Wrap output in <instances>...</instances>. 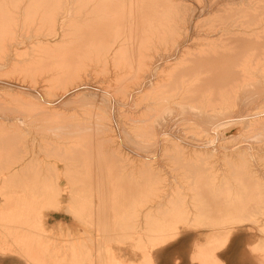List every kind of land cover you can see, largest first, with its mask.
<instances>
[{
    "label": "bare ground",
    "instance_id": "bare-ground-1",
    "mask_svg": "<svg viewBox=\"0 0 264 264\" xmlns=\"http://www.w3.org/2000/svg\"><path fill=\"white\" fill-rule=\"evenodd\" d=\"M21 13L31 18L24 20L30 30L46 27L51 36L27 30L33 35L26 34L27 41L22 40L37 43L36 49L31 44L29 54L19 53L6 42ZM39 31L48 39L40 38ZM61 43L68 46L62 49ZM0 52V83L36 105L33 127L38 148L24 158H39L21 167L4 168L10 169L8 177L2 178L3 186L21 185L22 189L8 190L10 196L0 204V261L153 264V253L158 250L160 264H264V187L245 178L246 174L253 177L250 173L258 172V165L250 161L249 166L250 159L243 163L241 159L251 151L227 148L221 133L228 126L240 128L245 121L261 130V135L264 132V0H0ZM12 60L20 61L19 73L27 71L29 81L24 83L25 75L18 76L22 82L4 79L6 72H1ZM101 70L110 80L119 79L115 83L126 95L124 99L116 98L117 89L114 96L115 89L111 92L110 86L91 79ZM47 78L58 79L60 85ZM245 93L259 101L251 100L254 104L234 116L236 102ZM97 95L109 100H101L109 110L105 121L107 115L99 109L94 118L86 111L94 106L91 103H96ZM81 99L89 102L86 114L80 110L67 122L51 124L62 103ZM119 99L124 101L122 106L129 101L134 105L128 111L132 115L127 113L133 122L120 130V140L107 139L103 133L108 121L116 127L128 123L119 125L115 114L112 117L115 105H121ZM182 113L190 120L182 128L191 135L185 129L174 131ZM4 115L0 123L17 119ZM182 119L181 124L186 118ZM2 137L0 160L15 152L7 143L13 137ZM113 147L118 148L114 162L100 152L113 153L107 149ZM16 155L12 158H23ZM51 155L67 160L64 171L74 179L73 187H84L71 197L67 194L66 207H71L72 216L84 210L86 221L97 222L103 234H117V240L112 239L118 249L105 243L104 253L94 255L91 232L85 231L89 238L85 240L71 228L58 232L46 226L45 211L64 203L47 179L49 175L58 179L66 164L55 171L52 163L41 160ZM4 169L0 166V174ZM72 171L77 172L72 175ZM168 176L172 180L164 182ZM94 185L100 186L101 194L91 195ZM125 254L132 259H125Z\"/></svg>",
    "mask_w": 264,
    "mask_h": 264
},
{
    "label": "rangeland",
    "instance_id": "rangeland-1",
    "mask_svg": "<svg viewBox=\"0 0 264 264\" xmlns=\"http://www.w3.org/2000/svg\"><path fill=\"white\" fill-rule=\"evenodd\" d=\"M217 1H220V0H217ZM20 16V15H19ZM18 16V17H19ZM24 18H23V17ZM28 19V20H30L31 18H28L27 16L25 17L24 15H22V13H21V16L18 18V20H14V22H17V24H18V26H17V24H15L14 23V25H12V27H14V29L12 28L11 30H14L13 32L14 33H12V35H10L11 33H9L8 34V36L9 37H6V39L8 38V40H6V42L9 44H11L10 46H12V47H17L18 48V50H19V53H21V54H24V53H28L29 54V52H31V49L30 48H32V47H30V46H32V45H34V42L33 43H31V44H28L27 42H25V41H23L22 39H25L26 41H27V35L26 34H30L31 35V33L33 32H29V31H31L33 28H31V30H30V28L28 27V25H26V23H27V21H24L25 19ZM36 18H38V17H36ZM202 18H204V17H202ZM12 24H13V22H12ZM25 26V27H24ZM27 27V28H26ZM42 28V27H41ZM41 28H39V29H33L35 32H33L34 34L36 33V30H41L44 34L48 31V29L46 28V27H43L42 29ZM45 28V29H44ZM16 29V30H15ZM47 29V30H46ZM27 30H29V31H27ZM46 30V31H45ZM59 30V29H58ZM41 31H39L38 33H41ZM27 32H29V33H27ZM23 33V34H22ZM33 33H32V35H33ZM43 33H41L40 35H41V37L40 38H44L46 35H43ZM21 34V35H20ZM23 35V36H22ZM27 36V37H25V36ZM31 35V36H32ZM40 35H38V36H40ZM43 35V36H42ZM30 36V37H31ZM47 36L49 37V38H51V36H50V34H48V32H47ZM47 36H46V38H47ZM12 37V38H11ZM16 37V38H15ZM10 39H12V40H10ZM23 42V44H22V42H21V44H20V40ZM48 39V38H47ZM12 42H10V41ZM17 43H16V42ZM26 44H25V43ZM14 43V44H13ZM201 43H203V42H201ZM37 44V43H36ZM35 44V45H36ZM62 44H64V43H61V45ZM25 45V46H24ZM28 45V46H27ZM34 45V46H35ZM60 44H59V46H61ZM68 46V44L66 43L65 45H62V49H63V47L65 48V46ZM9 46V47H10ZM12 47H10L11 49H12ZM14 48L12 49V50H14ZM16 48V49H17ZM37 48V45H36V47H34V49H36ZM60 49H61V47H60ZM18 50H16V51H18ZM9 52H10V54H9ZM0 54H1V52H0ZM7 54L9 55V56H12V54H13V51H9L8 50V52H7ZM6 54V55H7ZM7 55V56H8ZM23 56V55H22ZM12 61H14V60H12ZM6 63V62H5ZM17 69V70H16ZM102 71V70H101ZM101 71H98L97 72V77H95V78H91V79H94V82H98V83H103V84H101L102 86H110V88H109V90L111 91V90H114V92L113 91H111V92H113L114 93V96H115V92H116V89H117V86H118V84L117 83H115V82H119V79H117L116 80V78H111V80H110V77L107 75V74H105V72H103V73H101ZM6 72V73H5ZM19 72H21V63H20V61H14L13 62V64H10V62H9V64H8V66L6 67V69H5V71H2L1 73H5V75H3L4 77V79H6V80H8V78L11 80V81H14V82H19V81H21L22 79H21V77L19 78L18 76L20 75V76H24L25 75V82L24 83H26V81H29V73L27 72V71H22V72H25V73H28L27 74V77H26V74L25 73H19ZM17 73V74H16ZM98 73H99V75H98ZM93 74H95V73H93ZM101 74V75H100ZM10 75V76H9ZM15 76V77H14ZM18 77V79H17V77ZM29 76V77H28ZM99 76V77H98ZM103 76H104V79H102L103 78ZM107 76V78L109 79H107V78H105ZM11 77V78H10ZM13 77V78H12ZM102 77V78H101ZM17 79V80H15V79ZM123 78V81H125L126 82V80H128L127 79V77H125V79H124V77H122ZM122 78H120V81H121V79ZM21 79V80H20ZM28 79V80H27ZM49 79V81H47V82H51L50 81V79L51 80H53L52 81V84H56L55 86L57 87V86H59L60 85V83L59 82H57L58 81V79H57V81H55L54 79H52V78H47V80ZM98 79V80H97ZM99 79H100V81H99ZM106 79V80H105ZM114 79H115V81H114ZM113 80V81H112ZM9 81V80H8ZM108 81H110V82H108ZM3 82H5V81H3ZM22 82V81H21ZM57 82V83H56ZM93 82V83H94ZM40 83V82H39ZM107 83V84H106ZM116 84V85H115ZM3 85H5V84H3ZM1 83H0V115L1 116H3L5 113V115H4V117L5 116H7V118L8 117H13V118H11V119H14V117L16 116V118L17 119H15V121L13 122L12 120V122H9V123H7V122H5V123H3V122H1L0 123V134H2L4 137H2V138H5V136H12L13 137V139L10 141V142H7L8 144H11L12 145V148L15 150V152L13 153L14 155H12V156H7V157H3L4 158V160H3V158H2V160H0V166H1V168L2 169H4V168H6L7 166H10V167H21V166H23L24 164H26L27 162H35V161H38L39 160V158L37 159V155H36V157L33 159V158H30V159H33V160H25V158L24 157H26V156H29V155H31L32 154V152H34V151H36V149L38 148L37 146H38V143H36V141H34V135L37 133V131H36V129H35V127H33V124H35L36 122L34 121V114L33 113H35L34 111V109L36 108V105L33 103V102H27L26 100H23L22 98V96H23V94H18V93H14L13 91H11L10 89H8L9 87H6V86H3ZM39 85V84H38ZM111 85H112V88L113 89H111ZM115 85V86H114ZM119 89H120V87H118ZM58 89H60V88H58ZM118 90V89H117ZM121 90V89H120ZM149 89H147L146 90V93H147V91H148ZM6 91V92H5ZM118 92L119 93H117L116 95L118 96H116V98L118 99V98H123L124 99V96H126V95H124V92L121 90V91H119L118 90ZM143 92H145V90L143 91ZM141 93L142 95H144V93ZM123 95H121V94ZM5 94H6V96H5ZM120 95V96H119ZM20 98H19V97ZM241 98L236 102L237 103V106H236V104H235V109H233V115L234 116H236L237 114H239L240 112H244L245 110H244V108H247V107H249V106H251V104H254V103H256V101H259V99L257 100V99H255V96H252V97H254V98H251V96H249L248 94H244V95H242L241 94ZM247 96V97H246ZM248 96L251 98H249V100H244V99H248ZM54 97V96H53ZM97 99L95 98V100H97V101H99L98 103V106H95V104L97 103V101H95L94 100V102H96V103H94V104H92L91 103V105L93 106V107H88L89 106V102H87V103H84V99L82 100H78V101H72V102H69V101H67V102H64V104L62 103V106H60L61 107V109H60V107L58 108V109H55V110H58L57 112H54L52 115L53 116H56V117H52L51 119H53V120H51V121H54V122H51V124H54V123H56L57 122V124H62V123H64L66 120H69V118H70V116L71 115H73L74 114V112L75 113H80V110L83 112L82 114H86L85 112L87 111V114H88V111H91L92 113L94 112V114H92V113H90L89 115L92 117V118H94V116H95V114H96V111L98 112V109H99V111L100 112H103L105 115H107L106 117H105V119H104V121L106 120V118H108L109 117V110H107L108 109V106L106 107V104H103V102H101V100H103L104 102L106 101V102H109V100H107L108 98H103V99H101L102 97H101V95H97ZM244 98V99H243ZM257 98V97H256ZM121 99H119V101L118 102H121L122 100ZM126 99V98H125ZM242 100H244V101H241ZM251 100H253L254 101V103H252L253 101H251ZM248 101H250V103L248 102ZM101 102V103H100ZM122 102H124V101H122ZM120 103L121 105H119V106H117V105H115L116 107H118V108H114L115 110L113 111L112 109H111V112L113 111V114H112V117H113V115H114V120H116L115 118L117 117V121L119 122V125H120V123H121V121L122 122H128L127 124H125V125H121V126H114V125H112L111 123H110V121H108V124L105 126V132L103 133V135L107 138V139H113L114 137L117 139V140H120V130H122L123 129V127H125V128H127V127H129V125H131L132 124V122L133 121H129L128 120V118H127V113H128V111H130L131 109V107H133L134 105L133 104H131V102L129 101L128 102V104H125L124 106H122V104L123 103ZM244 102V103H243ZM248 102V103H247ZM88 106H87V105ZM118 104V103H117ZM242 104V105H241ZM248 104H250L249 106H248ZM86 106V107H83V106ZM90 105V106H91ZM129 105H131V106H129ZM98 107H100V108H98ZM103 107V108H102ZM106 107V108H105ZM120 107V108H119ZM127 109V110H125V108ZM128 107V108H127ZM78 108H81V109H78ZM84 110H83V109ZM87 108H90V109H88V110H86L85 111V109H87ZM93 108H95V109H93ZM234 108V107H233ZM94 111H93V110ZM102 109H106V110H103L102 111ZM118 109V110H117ZM122 111H121V110ZM130 109V110H129ZM132 109H134V107L132 108ZM237 109V110H236ZM15 110V111H14ZM124 110V111H123ZM241 110V111H240ZM4 111H5V113H4ZM85 111V112H84ZM107 113H105V112ZM119 111V112H118ZM127 111V112H126ZM9 112V113H8ZM11 112V113H10ZM115 112H118L119 114H117V113H115ZM73 113V114H72ZM237 113V114H236ZM3 114V115H2ZM8 114H10V115H8ZM64 114V115H63ZM129 114V113H128ZM181 114V113H180ZM129 115H132V114H129ZM182 115H185V118L182 116ZM182 115H179L180 116V120H177V121H179V123L178 124H176L177 126H175V132H177V133H181L180 131H184L183 129H185V128H182L183 126L184 127H186V125L184 124V123H188V120H189V118H187V115L185 114V113H182ZM18 116V117H17ZM116 116V117H115ZM183 119H182V118ZM61 118V119H60ZM67 118V119H66ZM127 118V119H126ZM64 119V120H63ZM66 119V120H65ZM181 119L182 120H184V121H182V124L180 123L181 122ZM34 122H33V121ZM187 120V121H186ZM62 123H61V122ZM190 121V120H189ZM58 122H60V123H58ZM67 122V121H66ZM246 122V123H245ZM245 122H243V126L241 125L240 126V128L238 127V128H235V129H231L229 126L226 128V129H224L223 128V130L221 131V133H222V138H223V141L225 142V140H226V142H225V144H226V146H227V148H239V147H244L245 149H247L248 148V150H250L251 152H246V153H249V154H245L244 155V157H245V159L243 160V159H241V161L243 162V163H245L247 160H249L248 162H246L247 164H249V162L253 165L254 164V167L256 166V165H258V167H255L257 170H259L258 172H255V173H257L256 174V176H255V173H250V174H253V177H252V175H250L253 179H251V177H249L248 178V174H246L245 175V178H247L246 180H248L249 182H252V183H256V184H259V185H262V187H264V172H262V171H264V143L260 140L261 139V136L262 137H264V132L262 133L263 135H261L259 132H261V130H259V129H257V130H255L256 128H254V126L255 125H251L250 123H249V125H247V121H245ZM23 124H25L24 126H23ZM188 124H190V122L188 123ZM56 125V124H55ZM55 125H53V126H55ZM179 125V126H178ZM244 125H245V127H244ZM35 126V125H34ZM53 126H49V128L50 129H55ZM181 126V128H179ZM246 126H248V127H246ZM52 127V128H51ZM242 127V128H241ZM251 127V128H250ZM253 127V128H252ZM244 128H246L247 129V131L250 133H248L247 131H246V129H244ZM34 129H35V131H34ZM189 129V128H188ZM248 133V136H247V133L244 131V130ZM252 129V131L250 132V130ZM146 129H144L143 130V132L145 131ZM192 130V129H191ZM131 131V132H130ZM132 131L133 130H129V131H127V133H129L130 132V134H132ZM187 131V129H185V132ZM189 131V130H188ZM187 131V132H188ZM242 131V132H241ZM36 132V133H35ZM186 132V133H187ZM244 132V133H243ZM253 132H255L254 134H253ZM121 133H122V131H121ZM141 133H142V129H141ZM188 133H190V135H191V131H189ZM192 133H193V131H192ZM239 133V135H236V134H238ZM240 133H242L241 135H240ZM245 133H246V135H245ZM129 134V135H130ZM253 134V136H250V135H252ZM256 134H258V137H256L257 135ZM237 136V137H234V136ZM256 135V136H255ZM229 136H231V137H228ZM240 136H242V137H240ZM250 136V137H249ZM260 136V137H259ZM244 137H246V138H244ZM253 137V138H252ZM226 138H228L229 140H227ZM232 138V139H231ZM243 138V139H242ZM249 138V139H248ZM257 138H259V139H257ZM225 139V140H224ZM231 139V140H230ZM253 140V141H252ZM255 140V141H254ZM262 140H264V139H262ZM56 141H57V139H56ZM231 143H230V142ZM67 142V141H66ZM248 142V143H247ZM252 142V143H251ZM263 144H262V143ZM228 143H230V146L228 145ZM233 143V144H232ZM236 143V144H235ZM261 143V144H260ZM54 144H56V143H54ZM61 144H62V141H61ZM255 144V145H254ZM256 144H258L257 146H256ZM50 145V144H49ZM66 145V144H65ZM109 145H112V144H105V146L107 147V146H109ZM252 145H254V147L256 148V147H259L260 146V148L262 149H260V148H258V150L256 151V152H254L255 150H254V147L252 146ZM262 145V146H261ZM246 146H248V147H246ZM253 148V149H252ZM108 149V151L109 152H113V153H107L106 152V149H103L102 151H100L101 153H102V155L105 157V158H107V159H109L110 161H112V162H114L115 160H117L118 159V148H116V147H113V148H107ZM62 149L60 148V151H61ZM64 150V149H63ZM259 150H261V151H259ZM252 151H253V153H257V155L256 154H254V155H252ZM16 153L20 156V158H22V159H20V160H16V158L18 157L17 155H16ZM125 153H127V155L129 156L130 154H129V152L127 151V152H125ZM16 157V158H12V157ZM166 157L167 156H165V158L164 159H166ZM220 156L219 155H216V157L215 158H219ZM243 157V158H244ZM257 157V158H256ZM101 158V157H100ZM221 158V157H220ZM247 158V159H246ZM6 159H10V160H7L6 161ZM252 159V160H251ZM254 159V160H253ZM41 160H43V161H45V162H50V163H52V165H51V167L55 170V171H57V172H59V170L61 169V165H64V163L66 164V162H67V160H63V159H61L59 156L57 157V156H46V157H44L43 159L41 158ZM40 160V161H41ZM218 160V159H217ZM246 160V161H245ZM5 161H6V163H5ZM245 161V162H244ZM222 162V161H221ZM218 163H220L219 162V160H218ZM7 164V165H6ZM247 164H245V165H247ZM251 164H249V166H251L252 167V165ZM4 165V166H3ZM6 166V167H5ZM248 165L246 166V168L247 167H249ZM62 167H64L62 170L63 171H61V173H59V176L60 177H58V179H51V178H49L50 177V175L48 176V179H47V181H49V179L54 183V185H55V191H54V193H56V191L59 193V195L61 196V199H64V203L63 204H61V206L62 207H60V208H57V209H55L56 211H54V212H49V213H51L52 214V218L51 217H49L48 218V220H46L47 222V225H49L50 227H53V228H56L57 229V226L58 225H63V226H65V230H67V228L68 229H70L71 228V230L70 231H72L73 233H75L76 235L78 234V235H80V237L81 238H83V239H89L88 238V235H87V233L89 234V232H91V234H89V235H91V236H89L90 237V239L92 238V241L94 240V247H93V252H94V255H96V253L97 252H100V253H104V251L106 250V247H104V244L106 243V244H108L109 246L108 247H111L112 249H116L118 246H117V243H115L114 241L115 240H117V239H115L117 236V234L114 236V235H111L112 237H113V239H115L114 241H113V239H112V237H110V236H108L107 234H103V231L101 230L102 228L100 227V226H97L95 223H97V222H88V221H86V214L85 213H83L84 212V210L83 211H81L82 213H80V214H82V215H80L81 216V218H80V216H72L73 214H72V210L70 211V210H68L69 208H71V207H66L67 206V201H66V199L67 200H69L70 198H69V196H70V194H71V196H72V192L73 191H75V190H77V189H84V187L83 186H81L80 184H78L76 187H73V184H71V182L74 180L73 178H71L72 176L70 175V173H65V169H66V167H67V164L65 165V166H62ZM8 169H10V168H8ZM8 169H4L2 172H1V174H0V183H1V181H3V183H4V178L5 177H8V173L7 172H9L8 171ZM255 170V169H254ZM75 172H77V171H72V175L73 174H75ZM51 173H53V171L51 170ZM69 174V175H68ZM2 176V177H1ZM170 177V178H169ZM261 177V178H260ZM3 178V179H2ZM172 177L171 176H168L167 178H166V180L164 181V182H170L172 179H171ZM258 178V179H257ZM2 179V180H1ZM73 179V180H72ZM169 179H170V181H169ZM258 180V181H256V180ZM260 179V180H259ZM252 180V181H251ZM74 182V181H73ZM72 182V183H73ZM167 182V183H168ZM3 183H1L0 184V190L1 189H3L1 192H0V204H2L3 203V201H4V198H8V196H10V195H8V193H9V191L8 190H10L11 188L13 189V188H15L14 190L15 191H19L20 189H22L21 188V185L19 186V185H17L18 186V188L17 187H13V185L12 186H7V188H6V186H3L4 184ZM6 185V184H5ZM72 185V186H71ZM106 185V184H105ZM2 187V188H1ZM18 189V190H17ZM61 189V190H60ZM6 190V192H3V191H5ZM15 191H13V192H15ZM64 191V192H63ZM63 192V193H62ZM4 193V194H3ZM11 193V192H10ZM21 192H16L15 193V195L17 194V195H19ZM69 193V196L67 195ZM101 194L102 193V190L100 189V186L98 185V186H95L94 185V187H92V191H91V195L92 196H95V195H97V194ZM3 194V195H2ZM6 194V195H5ZM85 194V192L82 194V196ZM7 196V197H5V196ZM70 196V197H71ZM79 196H81V195H79ZM85 197H87V196H83V198L85 199ZM82 198V197H81ZM82 198V199H83ZM96 197H94V201H96V199H95ZM83 199V200H84ZM2 201V202H1ZM58 205H59V203H58ZM45 207H47V206H45ZM51 207V206H50ZM64 208L66 209V210H64ZM85 208V207H84ZM83 208V209H84ZM66 211V212H65ZM68 211V212H67ZM70 211V212H69ZM71 213V214H70ZM74 213V212H73ZM75 215V214H74ZM85 215V216H84ZM76 217V218H75ZM82 217H83V219H82ZM78 218V219H77ZM85 218V219H84ZM70 220H72V222L70 223L71 224V227H68V226H66V224H68V222L70 221ZM79 220V221H78ZM83 220H85V221H83ZM0 222H1V220H0ZM88 222V223H87ZM62 223H64V224H62ZM92 228H93V230H92ZM95 228V229H94ZM129 230V229H128ZM87 233H86V232ZM83 232H85V233H83ZM102 232V233H101ZM134 232V231H133ZM131 230H130V233L132 234L133 233ZM82 233L85 235H83L82 236ZM50 234H52V233H47V235H50ZM93 234V235H92ZM106 235H107V237H106ZM54 236V237H53ZM56 236H58V237H60L57 233L55 234V233H53L52 234V237L55 239V237ZM87 236V237H86ZM7 237V238H6ZM4 236V238L5 239H10L8 236ZM49 237H51V236H49ZM1 235H0V240H1ZM57 238V237H56ZM60 238H62V237H60ZM95 238V239H94ZM97 238V239H96ZM108 239H110V240H112V241H109ZM102 243V244H100V243ZM97 245H96V244ZM127 245V244H126ZM125 245V246H126ZM105 248V250H104V248ZM99 247H100V249H99ZM95 248V249H94ZM96 248H97V250H96ZM101 248H102V250H101ZM129 248V247H128ZM99 249V250H98ZM101 250V251H100ZM97 251V252H96ZM103 251V252H102ZM106 253V252H105ZM159 255V256H158ZM139 256L140 255H138L137 254V259L139 258ZM153 257H154V259H153V264H160V259H161V257H160V254H159V251L157 250L156 252H154L153 253ZM160 257V258H159ZM140 260V259H139ZM10 261H7V262H2V261H0V263L1 264H7V263H9ZM29 264L28 263V261H26V260H24V259H19V260H14V262H11V264ZM10 264V263H9Z\"/></svg>",
    "mask_w": 264,
    "mask_h": 264
},
{
    "label": "crops",
    "instance_id": "crops-1",
    "mask_svg": "<svg viewBox=\"0 0 264 264\" xmlns=\"http://www.w3.org/2000/svg\"><path fill=\"white\" fill-rule=\"evenodd\" d=\"M52 211V209H49V210H46L45 211V216H47V217H45V223L47 222L46 220H48V218L49 217H51L52 218V214L51 213H49V212H51ZM54 211H56L55 209H53V211L52 212H54ZM72 222V220H70L69 222H68V224H66V226H68V227H71V223ZM62 224H64V223H62ZM46 226L48 227V228H50V229H53V230H55V231H58V232H67L68 231V228H67V230H65V226H63V225H58L57 226V229L56 228H53V227H50L49 225H47V223H46ZM119 247H117L116 249H118ZM126 248V247H125ZM127 248H128V246H127ZM126 248V249H127ZM115 249V250H116ZM129 249V248H128ZM123 257H125V259H130L131 258V256H130V254H125V255H123ZM132 259V258H131Z\"/></svg>",
    "mask_w": 264,
    "mask_h": 264
}]
</instances>
